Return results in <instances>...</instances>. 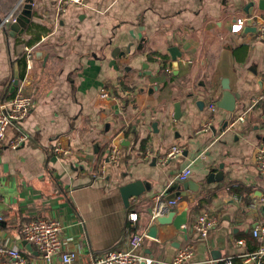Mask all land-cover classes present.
Masks as SVG:
<instances>
[{"label": "crops", "instance_id": "obj_1", "mask_svg": "<svg viewBox=\"0 0 264 264\" xmlns=\"http://www.w3.org/2000/svg\"><path fill=\"white\" fill-rule=\"evenodd\" d=\"M20 1L0 0V22ZM261 8L264 0H90L61 10L58 0H34L23 34L11 35L12 24L1 30L0 101L14 98L21 84L35 99L29 117L7 130V143L21 134L26 141L0 148L3 246L19 248L30 264H63L45 261L21 234L30 221L57 219L64 250L78 254L75 264H92L131 235L149 234L162 195L166 214L186 212L188 222L159 225L145 255L170 263L191 245L189 264L227 257L253 264L238 256L264 248L253 235L264 223V175L255 162L264 101L254 105L264 90ZM238 18L253 24L234 34ZM26 47L36 48L31 70L19 62ZM224 83L238 96L234 112L219 107ZM245 111L246 121L234 124ZM57 144L70 155H56ZM176 146L182 156L164 161ZM114 147L121 151L116 164L108 160ZM186 167L193 187L177 188L180 196L168 201L166 191L185 183L178 175ZM138 180L151 190L126 205L120 189ZM203 213L216 219L206 240L190 228Z\"/></svg>", "mask_w": 264, "mask_h": 264}, {"label": "built area", "instance_id": "obj_2", "mask_svg": "<svg viewBox=\"0 0 264 264\" xmlns=\"http://www.w3.org/2000/svg\"><path fill=\"white\" fill-rule=\"evenodd\" d=\"M26 0H21L17 7L7 17L0 22V31L4 30L8 24H13L19 17V9L24 5ZM90 0H58V7L61 10H65L69 6H75L78 8H85L88 6ZM246 19L238 18L231 26V32L234 34H240L244 31L246 26ZM259 37L264 39V28L259 31ZM28 69L33 68L34 53L36 48H25ZM104 98H107L106 93L103 94ZM264 101V90L254 100V105ZM35 105L34 96L31 95L26 88L21 84L17 90L16 95L11 100L0 101V148L4 145H8L12 149H17L26 141L24 135H18L13 140L7 143V130L12 124H22L30 115ZM212 111L216 110V105H210ZM249 111H245L240 114L234 121V124L244 123L247 119ZM213 126L212 122L206 123L204 130L207 131ZM53 152L56 155L67 157L70 155V150L57 144L54 147ZM121 151L118 147H114L108 160L110 163L116 164L118 162ZM183 154V148L176 146L165 157L164 161L170 159H177ZM255 162L260 174L264 175V143H262L255 156ZM192 174L191 167H186L178 175V180L181 182L187 181ZM237 199V198H236ZM236 201H239L237 199ZM251 209L256 210L258 205H250ZM168 208L165 207L162 195L156 197V206L153 211V221L166 214ZM129 220L133 223L137 222L138 216L136 213H130ZM216 225V219L211 218L207 213H203L198 216L196 221L190 226L193 232H195L201 239L206 240L210 235L214 226ZM62 224L57 219H39L33 220L27 223L22 231V237L28 243L34 245L42 258L45 261H50L53 258H59L63 264H75L78 260V254L74 251L64 250V242L62 240ZM253 235L259 240L264 239V223L259 225L253 230ZM148 238L145 232L135 233L129 237L125 243V247L118 250H113L106 253L103 256L97 257L93 260L92 264H189L193 256V247L187 245L181 248L176 257L170 263L165 261H158L143 253L142 247ZM240 245H244V240H239ZM239 257H243L246 261H250L253 264H264V248H260L257 251L245 253ZM0 264H30L29 261L23 256L20 249L17 247L5 248L0 239ZM216 264H235L234 257H227L216 261Z\"/></svg>", "mask_w": 264, "mask_h": 264}, {"label": "water", "instance_id": "obj_3", "mask_svg": "<svg viewBox=\"0 0 264 264\" xmlns=\"http://www.w3.org/2000/svg\"><path fill=\"white\" fill-rule=\"evenodd\" d=\"M33 3L34 0H26L24 2V9L22 11V13L20 14V16L18 17L17 21L15 23H13L11 25V35H16V33H21L23 34L24 31L26 30L28 24L30 23V19L32 17V9H33ZM264 9V8H261ZM248 27H251V25L253 24V20L249 19L247 21ZM255 30V29H254ZM172 53H176V49L171 50ZM43 53L39 52L37 53V57L38 58H42ZM17 84V83H16ZM223 87L225 89L222 99L220 101L219 107L225 109L228 112H234L236 110V101L238 99V96H235L231 90H230V86L227 83L223 84ZM222 177V173L218 174V175H211L208 179V183H212V180L216 179H220ZM184 183V182H183ZM183 186H181V184H174L171 186V188L166 191V194H169L167 196V200L168 201H173L176 200L177 197H179L180 195L177 193H174V191L179 188L182 189L184 188L186 191L189 189V187H193L191 182H185L184 184H182ZM151 187L147 184V182L144 181H134L132 183H129L127 185H124L121 187L120 191L123 197V200L125 202L126 205H128L129 201L132 198H135L137 196H140L141 194H143L146 191H150ZM183 191H181V194H183L182 196H186V193H182ZM261 211L264 213V205L261 207ZM175 212H171L169 214H163L159 217H157L151 227H150V233L147 234L148 238L152 237V238H156L157 237V232H158V227L159 225H170V224H174L177 228L181 229L183 226H185L188 222V218H187V213L184 212L181 215H178L177 217ZM143 264V263H142Z\"/></svg>", "mask_w": 264, "mask_h": 264}, {"label": "trees", "instance_id": "obj_4", "mask_svg": "<svg viewBox=\"0 0 264 264\" xmlns=\"http://www.w3.org/2000/svg\"><path fill=\"white\" fill-rule=\"evenodd\" d=\"M19 16H20V14H19ZM28 26H29V24H28ZM28 26H27V28H28ZM27 28H26V29H27ZM19 62H20V65H21V66L27 63V56H26V53L21 55V59L19 60ZM20 77L22 78V74H21ZM239 189H241V188H238V190H237L238 192H239ZM240 192H241V190H240ZM250 205H251V203H249V206H250ZM235 264H236V263H235Z\"/></svg>", "mask_w": 264, "mask_h": 264}]
</instances>
